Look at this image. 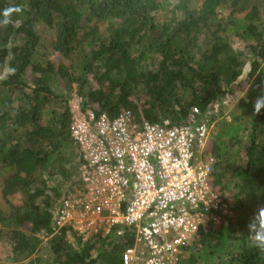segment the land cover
Segmentation results:
<instances>
[{"label":"trees","instance_id":"1","mask_svg":"<svg viewBox=\"0 0 264 264\" xmlns=\"http://www.w3.org/2000/svg\"><path fill=\"white\" fill-rule=\"evenodd\" d=\"M14 5L22 13L0 26V180L8 206L0 208V242L10 243L19 264H42L25 260L39 232L54 234L53 264H123L132 243L130 232L113 240L54 232L52 198L80 184L78 166L67 167L76 148L74 85L96 115L131 110L153 123L212 124L211 107L242 93L231 119L212 125L206 151L227 212L200 224L177 264H264L248 240V222L264 204V109L253 114L264 80V0H0V12ZM39 26L54 32L47 45ZM46 48L59 60L42 58Z\"/></svg>","mask_w":264,"mask_h":264},{"label":"built area","instance_id":"2","mask_svg":"<svg viewBox=\"0 0 264 264\" xmlns=\"http://www.w3.org/2000/svg\"><path fill=\"white\" fill-rule=\"evenodd\" d=\"M80 106L73 105L70 125L80 184L57 198L54 232L83 240L130 232L123 264H177L200 224L222 206L227 212L210 183L212 124L153 123L131 110L109 117Z\"/></svg>","mask_w":264,"mask_h":264},{"label":"rangeland","instance_id":"3","mask_svg":"<svg viewBox=\"0 0 264 264\" xmlns=\"http://www.w3.org/2000/svg\"><path fill=\"white\" fill-rule=\"evenodd\" d=\"M194 3L196 4L197 2L194 1ZM38 30L40 31V33L43 35L42 37H44L45 39V45L48 44V41L53 37L54 32L53 30L49 29V28H44L42 26H39ZM233 46L238 50V51H246L245 49V43L241 42L240 40L233 38ZM46 52H44V55H42L43 57L46 58H50L54 61H58L60 58V55L57 52H49V48H46L45 50ZM248 70V65H246L244 67V74L247 72ZM5 74V70L2 71V74H0V78H3V75ZM243 74V75H244ZM242 93L237 92L235 95L233 96H225L224 98H222L218 103H215L210 111L208 112V119L211 120L212 125L219 119V118H226L227 120H230L232 117V114L235 113V108H236V103L238 101V99L241 97ZM74 104H80L82 109H89L91 108L90 106L84 107L82 106L83 104V99L82 97L77 93L76 91V87L75 85L73 86V90L70 93V97L68 100V106H69V110L71 113V109L73 107ZM93 109V108H91ZM72 116V113H71ZM215 127V125H214ZM209 145V143H207L206 147ZM77 161H78V153L76 148L73 146L72 148H70V150L67 153V167H69L70 170H73L77 168ZM1 184L2 181L0 180V208L7 211L8 210V206L7 204L3 201L2 197H1ZM66 187L64 186L62 188L63 193L64 191H66ZM215 190V189H214ZM220 198L224 201L225 196L227 195V192L225 193H221L217 190H215ZM58 197L54 196L52 198L51 201V205L52 207L55 206L56 200ZM14 201H17V198L14 199ZM225 204H227V202H225ZM227 208V207H226ZM221 214L226 213V209L224 206H222L221 208ZM39 238V244L36 247V249L33 252H29V256L25 259H29V258H34L36 257L42 264H53V254L51 251V244H52V239L54 238V234L51 235H47L45 232H39L36 235ZM71 240V238H70ZM12 247L10 245L9 242L7 241H3L0 242V264H19L21 261H23L22 258H15V255H13L12 253Z\"/></svg>","mask_w":264,"mask_h":264},{"label":"clouds","instance_id":"4","mask_svg":"<svg viewBox=\"0 0 264 264\" xmlns=\"http://www.w3.org/2000/svg\"><path fill=\"white\" fill-rule=\"evenodd\" d=\"M23 8L19 5L5 7L0 12V26H7L12 22L13 15L21 14ZM9 74H15L16 69L9 67ZM256 87L260 90V94L256 96L253 102L254 115H258L264 109V80H261ZM249 237L248 240L254 248L264 252V204L258 205L257 211L253 214L248 222Z\"/></svg>","mask_w":264,"mask_h":264},{"label":"crops","instance_id":"5","mask_svg":"<svg viewBox=\"0 0 264 264\" xmlns=\"http://www.w3.org/2000/svg\"><path fill=\"white\" fill-rule=\"evenodd\" d=\"M77 150V149H76ZM77 153H78V151H77ZM77 166H78V161H77Z\"/></svg>","mask_w":264,"mask_h":264}]
</instances>
